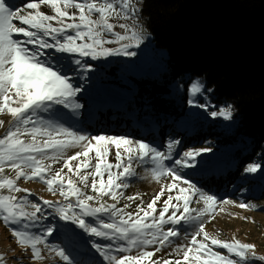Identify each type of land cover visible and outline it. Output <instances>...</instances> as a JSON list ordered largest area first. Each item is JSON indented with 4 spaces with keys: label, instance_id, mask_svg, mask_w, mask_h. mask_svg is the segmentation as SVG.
Wrapping results in <instances>:
<instances>
[{
    "label": "snow or ice",
    "instance_id": "1",
    "mask_svg": "<svg viewBox=\"0 0 264 264\" xmlns=\"http://www.w3.org/2000/svg\"><path fill=\"white\" fill-rule=\"evenodd\" d=\"M42 5L49 6L54 14L41 11ZM71 8L78 12L68 11ZM135 11L131 0H33L24 8L0 0V113L6 111L12 117L10 128L0 138V190H8L7 195L0 192V221L19 226L12 228V235L22 251L30 250L31 258L38 261L45 259L38 247L43 245L65 264H89L88 260H76L65 247L49 245L47 237L56 231L68 244H74L82 233L115 242V252L121 255L114 254L113 243H91L107 264H251L252 260L264 261V256H257L254 244L241 242L235 236L230 241L223 240L206 230L205 222L215 218L217 205L233 201H218L214 195L185 180L181 169L193 167L191 162L210 149H189L175 158L178 140L168 141L166 151H161L143 140L106 134L85 135L61 123L65 113L57 106L70 109L73 118L79 117L83 107L78 102L82 89L72 81L76 77L84 78L85 72L90 70L91 65L84 58L94 61L106 56L136 55L128 49L142 43L141 33L127 23L111 22L112 18L127 20ZM94 14H98L96 18ZM17 22L23 26H17ZM117 26L124 30L123 33L115 30ZM106 33L113 38H106ZM16 34H22L24 39L16 38ZM108 44L119 47H107ZM201 90V84H192L193 94ZM42 114H47L48 118ZM210 115L231 119L232 112L229 108H221ZM3 123L0 120V126ZM112 148L115 149V163L108 159ZM69 149L79 150L67 155ZM93 152L94 157L90 156ZM149 161L153 165L150 169L152 179L161 186L145 205L138 193L125 197L120 189H126L128 184L121 177L135 174L134 162ZM56 163L61 167L53 171ZM260 167L250 164L245 171L256 172ZM6 168L15 170L14 178L4 175ZM21 178L39 180L46 184L49 193L58 192L63 199L53 201L41 197L42 204L33 202L29 195L34 193L18 186ZM163 178L169 182L163 183ZM89 187L94 195L84 190ZM16 193L25 195L17 196ZM165 195L166 199L162 200ZM105 197L113 202L108 203ZM122 198L129 203L120 207ZM137 199L140 203L136 204V211H128ZM161 200L158 211L157 203ZM201 202L203 207H191ZM238 206L256 207L247 203ZM45 207L52 211L46 213ZM53 215L65 223H42ZM182 222L194 227L190 238L186 236V243L176 244L170 258L153 259L165 245L173 243L170 238L180 236L177 228L165 226ZM34 227L41 229L43 234L31 232ZM151 245L158 247L154 251L146 250ZM214 246L226 250L227 254L215 250ZM134 249L136 255H124ZM0 264H6L2 253Z\"/></svg>",
    "mask_w": 264,
    "mask_h": 264
},
{
    "label": "trees",
    "instance_id": "2",
    "mask_svg": "<svg viewBox=\"0 0 264 264\" xmlns=\"http://www.w3.org/2000/svg\"><path fill=\"white\" fill-rule=\"evenodd\" d=\"M143 12L154 44L167 50V68L158 75H133L136 88L124 102L126 109L116 111L122 114L101 113L86 126L157 147L172 136L182 139L184 147L216 138L232 146L235 170L258 158L264 144V0H143ZM107 71L115 73L112 67ZM197 77L215 106L236 112L233 132L216 136L212 123L189 134L178 127L188 114L189 85ZM220 171L204 179L203 188L223 195L236 173L233 168L219 176ZM74 244H83L82 250L91 247L88 240ZM97 255L82 260L104 264Z\"/></svg>",
    "mask_w": 264,
    "mask_h": 264
},
{
    "label": "rangeland",
    "instance_id": "3",
    "mask_svg": "<svg viewBox=\"0 0 264 264\" xmlns=\"http://www.w3.org/2000/svg\"><path fill=\"white\" fill-rule=\"evenodd\" d=\"M9 3L15 4L21 8L29 3L33 2V0H8ZM132 6L136 9L134 13H130L129 18L124 20L123 18L116 19L112 18L111 22L118 25L119 23H127L131 26H134L137 31H139L143 37L142 43L137 47L133 45L128 49L130 52H135L134 56H106L100 57L97 60H91V58H84L85 62L91 65L90 70L85 72L84 78L76 77L73 79V83L76 86H80L82 91L78 94V102L83 105V107L79 110V117H71V110L64 109L62 106H57L65 116L61 123H63L66 127H71L73 131H78L81 134L85 135H98V134H106V135H116V136H127L133 140H142L138 138H134L124 135L118 134H110L104 132H95L92 131V127L89 128L86 126V122L88 120L95 121L99 118L101 113L104 115H120L122 112H116L117 110L126 109L125 100L131 96V92H133L136 88L134 81L132 80L133 75H158L162 70L167 68V61L165 58L168 56L167 50L161 47H157L153 40L152 35L149 31L147 25V18L143 12V0H131ZM41 11L46 14H54V12L47 5H42L40 8ZM70 12H78L77 9L71 8L68 9ZM98 14H94L93 18H96ZM55 25V21L52 22ZM17 26H23L19 22H17ZM117 32L123 33V29H120L118 26L115 29ZM71 34V30H69ZM106 38H113L110 34H105ZM16 38L24 39L22 34H16ZM51 40V38H48ZM126 42V41H125ZM107 47L116 48L119 47L118 44H108ZM109 67H112L115 70V73H110L107 71ZM107 71V72H106ZM199 83L202 85V90L200 93L193 94L191 91L192 84ZM181 90H184V85L181 84ZM193 101V103H189V101ZM203 104L206 107H199L197 105ZM221 108H229L232 112L231 119H226L223 116L212 117L210 113L212 111H219ZM187 111L188 114L184 117L183 120H178V127L181 129H187V134L191 133L193 130L199 129L202 131V128L207 125V123H212L215 125L216 136L219 134H224L225 132H233L237 122L238 117L234 109L230 106H215L207 92L205 91L204 83L200 78H194L189 85V95L187 99ZM45 118H48L47 114H42ZM95 117V118H94ZM97 117V118H96ZM0 120H3L4 123L0 126V138L6 133V131L10 128L12 117L6 111L4 113H0ZM99 122H95L97 124ZM151 128V125L148 126ZM183 133V132H182ZM24 139H30L29 137H24ZM193 139V136H192ZM170 140H178L180 144L176 150L175 158H179V155H182L184 151L189 149H210L207 152H201L193 163V167L181 169L183 178L185 180L190 181L191 183L196 184L198 188L208 193L209 195H214L217 197L218 201L221 200H231L232 204L226 205H217L215 218L206 220L205 227L206 230L213 235H218L220 239L223 240H232L233 236L236 239H239L244 243H251L256 246L255 251L257 256H264V144L263 148L258 151V158H254L252 161H246L242 168L235 170L236 165L235 161L237 159H233V148L228 144H224L219 142L216 138L210 139L209 137L205 139V141L200 144H189V147H184L183 140L180 138H175L174 136L168 138L166 144L163 147H157L161 151H166V145ZM144 141V140H143ZM146 143H150L144 141ZM151 144V143H150ZM79 149H69L67 151V155H72L75 151ZM115 149H111V154L108 159L115 163ZM90 156L94 157V152L90 154ZM233 160H235L233 162ZM95 161L93 160V163ZM46 163H48L46 161ZM166 163H171L166 161ZM250 164H259L261 167L257 169L256 172H246L245 169ZM53 171L59 169L61 167L60 163L53 164ZM153 167L151 162L140 164L133 163V168L135 169V174L132 176L121 177L124 183L128 184L126 189H120V191L124 192L125 197L132 196L134 194H140L145 202H150L155 193L159 192L161 184L154 181L151 176L150 169ZM225 169L222 171L221 169ZM234 168V172L236 173L231 181H229L228 193L223 195L217 194L212 191H207L203 188V180L211 179L214 174H217L220 171L219 176H223L224 173H227V170L231 171ZM122 169H114V171H121ZM67 172V169L64 170ZM5 176L15 177V170L6 168L4 172ZM74 180L77 179L75 176L72 177ZM100 177H97L99 180ZM104 179H107V175L105 174ZM163 183H168L169 180L167 178L162 179ZM18 186L22 188L29 189L31 193L34 195H29V199L33 202H39L42 204L43 197L44 199H49L53 201L62 200L63 197L59 195L57 192L55 195L49 193L47 191V186L43 182L39 180H26L21 178L17 181ZM90 183V181H89ZM88 194L94 195L91 191V188L84 189ZM3 194L7 195L8 190L3 189L0 190ZM175 194V192L173 193ZM17 196H23L25 193H16ZM108 201V203H112L108 197L104 198ZM166 199V195L162 197V200ZM161 202L157 203V210L159 211ZM124 203H129L126 199H121L118 206L122 207ZM140 201L137 199L132 203V206L128 209V211L135 212L136 204H139ZM240 203H247L250 205H256L255 208H240L238 205ZM191 207H203V202L197 205L193 203ZM223 208V211L220 208ZM51 209H47L45 207V212H51ZM91 219V218H90ZM107 219V217H104ZM42 223L48 225H60L65 222L60 221L56 216H49L46 221H42ZM19 226H9L5 225L2 221H0V253L4 254L6 264H65L64 261H61L59 257L55 255V253H50L48 249L44 248L43 245H38L41 248L42 254L45 256L43 261L34 260L31 258V252L28 250L27 252L22 251L21 247L17 244L16 238L12 235V228ZM167 227H175L180 231L179 237L170 238L173 243L171 245H165L164 248L155 254L153 259L170 258L169 254L172 253L173 248L176 244H184L186 243L185 237L188 236L190 238V234L194 231L193 226H189L185 223H181L180 225H166ZM31 232L40 235L43 234L42 230L38 227H34L30 229ZM82 233V230H77ZM199 239V237H198ZM88 240L91 243L97 242L102 245L113 243L114 244V254L121 255V253L115 252V242L107 241L102 238L89 236L88 234H81L76 238L78 244L81 241ZM47 242L49 245H59L61 247H65L66 251L71 253L76 260H82L85 258L83 255L80 258L79 255L84 254H98V258H100V262L107 264L106 261L93 249L92 247H88L87 249H81L83 244H79V246H75L76 244H68L65 237L61 235L59 231L54 232L52 236L47 237ZM77 244V245H78ZM158 247V245L148 246L146 250L154 251V249ZM215 250L219 249V246H214ZM223 254H227L226 250H221ZM136 255V250L134 249L131 253H125L124 255ZM88 257V256H87ZM147 264V262H146ZM251 264H264V261L260 260H252Z\"/></svg>",
    "mask_w": 264,
    "mask_h": 264
}]
</instances>
